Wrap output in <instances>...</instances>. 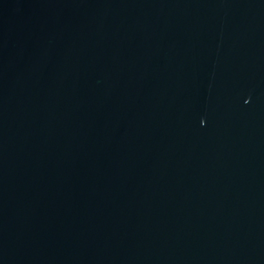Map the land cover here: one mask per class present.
<instances>
[{"label": "water", "instance_id": "95a60500", "mask_svg": "<svg viewBox=\"0 0 264 264\" xmlns=\"http://www.w3.org/2000/svg\"><path fill=\"white\" fill-rule=\"evenodd\" d=\"M0 264H264V0H0Z\"/></svg>", "mask_w": 264, "mask_h": 264}]
</instances>
